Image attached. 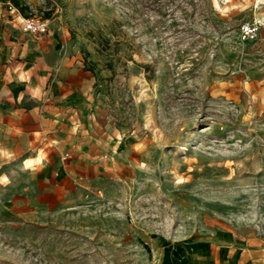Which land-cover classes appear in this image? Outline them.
I'll list each match as a JSON object with an SVG mask.
<instances>
[{
  "label": "rangeland",
  "instance_id": "374dc122",
  "mask_svg": "<svg viewBox=\"0 0 264 264\" xmlns=\"http://www.w3.org/2000/svg\"><path fill=\"white\" fill-rule=\"evenodd\" d=\"M20 1L95 75L111 141L91 174L0 161V264H223L264 242V26L238 31L264 0Z\"/></svg>",
  "mask_w": 264,
  "mask_h": 264
},
{
  "label": "crops",
  "instance_id": "0c3cea01",
  "mask_svg": "<svg viewBox=\"0 0 264 264\" xmlns=\"http://www.w3.org/2000/svg\"><path fill=\"white\" fill-rule=\"evenodd\" d=\"M9 7L0 1V161L36 168L66 153L80 174L102 169L111 129L93 93L95 75L65 33L24 31ZM232 252L223 264H264V242Z\"/></svg>",
  "mask_w": 264,
  "mask_h": 264
},
{
  "label": "built area",
  "instance_id": "2783aa9c",
  "mask_svg": "<svg viewBox=\"0 0 264 264\" xmlns=\"http://www.w3.org/2000/svg\"><path fill=\"white\" fill-rule=\"evenodd\" d=\"M10 10L15 9L9 4ZM14 19L20 22L21 28L24 31H28L36 34H44L49 31V24L46 18L36 14L22 15L18 9H16ZM264 26V17H255L252 20L242 21L239 25V36L243 41L256 40L261 33V29Z\"/></svg>",
  "mask_w": 264,
  "mask_h": 264
},
{
  "label": "trees",
  "instance_id": "16d2710c",
  "mask_svg": "<svg viewBox=\"0 0 264 264\" xmlns=\"http://www.w3.org/2000/svg\"><path fill=\"white\" fill-rule=\"evenodd\" d=\"M5 2H10L13 6H15L18 10L21 11V13L25 12V7L22 5L20 0H0ZM9 3V4H10Z\"/></svg>",
  "mask_w": 264,
  "mask_h": 264
}]
</instances>
